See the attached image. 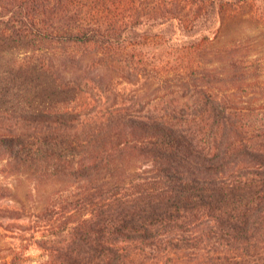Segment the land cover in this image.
Here are the masks:
<instances>
[{
    "label": "trees",
    "instance_id": "trees-1",
    "mask_svg": "<svg viewBox=\"0 0 264 264\" xmlns=\"http://www.w3.org/2000/svg\"><path fill=\"white\" fill-rule=\"evenodd\" d=\"M256 1L264 26V0H0V98L20 103L0 114L24 127L0 150L60 185L29 238L41 258L24 243L12 264H142L165 245L189 264H264V102L244 99L264 92V62L202 61ZM66 64L83 72L65 79Z\"/></svg>",
    "mask_w": 264,
    "mask_h": 264
},
{
    "label": "rangeland",
    "instance_id": "rangeland-1",
    "mask_svg": "<svg viewBox=\"0 0 264 264\" xmlns=\"http://www.w3.org/2000/svg\"><path fill=\"white\" fill-rule=\"evenodd\" d=\"M260 4H262L260 1L247 4L231 14L226 19L222 32L216 35L214 45L208 50L209 53L204 55L202 61L211 66H225L226 68H230V62L238 58L244 59L246 63L264 62V26L262 18L254 15L255 10L261 6ZM211 33L216 34L213 31ZM177 37L182 36L178 34ZM88 62L85 60L82 65L85 67ZM60 68L61 74L68 80L77 78L83 72V69L78 70L71 64L62 65ZM94 74L103 77L108 86L112 85L117 90L134 92L145 100H156L155 97L166 93V90H163V87L160 88V84L154 80L149 81L144 78L128 80L101 69H95L91 75ZM84 90H87L84 95H92L89 87ZM94 90L96 93L97 89ZM182 93L177 92L179 95ZM111 95L112 91L105 92L103 97L109 98ZM244 99L259 104L264 102V92L253 93ZM19 104V101L13 98H0V113L7 112L5 108L11 107L10 105L17 107ZM16 121L7 117V114H0V133H6L16 124ZM14 127L24 129L21 122L20 125ZM27 168L26 165H16L9 152L0 150V264H12L14 250L22 248L21 245L24 243L30 244L27 254L33 259H40L43 254V249L38 243L29 238L32 236L33 228L45 223L40 222L42 220L38 216L44 209L48 197L55 191L57 192L56 188L60 185L54 182L48 183L46 177L33 175ZM40 237V232H37L35 239ZM147 250L149 251L144 255L145 262L142 264L191 263L188 249L176 251L174 247L165 245L152 253L150 249Z\"/></svg>",
    "mask_w": 264,
    "mask_h": 264
}]
</instances>
